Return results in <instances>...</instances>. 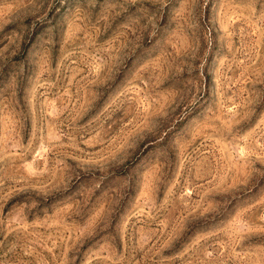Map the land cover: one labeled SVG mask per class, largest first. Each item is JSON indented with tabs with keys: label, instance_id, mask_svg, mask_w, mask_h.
<instances>
[{
	"label": "rangeland",
	"instance_id": "374dc122",
	"mask_svg": "<svg viewBox=\"0 0 264 264\" xmlns=\"http://www.w3.org/2000/svg\"><path fill=\"white\" fill-rule=\"evenodd\" d=\"M0 264H264V0H0Z\"/></svg>",
	"mask_w": 264,
	"mask_h": 264
}]
</instances>
